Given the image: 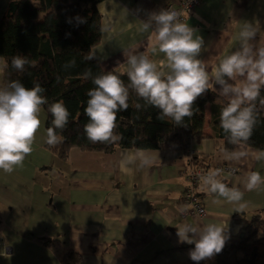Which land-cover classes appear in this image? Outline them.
<instances>
[{
  "label": "crops",
  "instance_id": "0c3cea01",
  "mask_svg": "<svg viewBox=\"0 0 264 264\" xmlns=\"http://www.w3.org/2000/svg\"><path fill=\"white\" fill-rule=\"evenodd\" d=\"M7 0H0V14ZM175 0H104L101 39L94 48L106 68L125 71L123 49L143 53L164 70L163 54L152 52L153 33H141L140 21ZM187 22L203 37L205 48L198 56L209 74L218 60L239 47L237 34L243 22L258 23L252 43L264 42V0H205L186 13ZM154 27V25H153ZM231 82V81H229ZM1 83V79H0ZM218 94L219 85H214ZM219 96V95H218ZM225 100V98L221 97ZM210 108L205 107L204 129L210 130ZM33 151L22 167L12 173L0 170V235L6 245L0 264H60L57 255L39 244L41 236L54 237L82 255L78 264H170L189 257L192 244L179 242L176 226L215 223L228 216L227 244L239 242L252 216H264V190L245 191L239 211L232 204L216 205L203 184L195 187L206 208L202 217L188 213L182 194L188 186L186 171L191 156L175 141L158 149H117L113 153L69 150L66 161L44 147L43 110ZM208 172L232 165L229 187L244 191L250 171L264 175V161L244 158L226 161L220 142L210 138L190 142ZM138 150L158 153L151 167L124 165L123 157ZM245 144L231 151L256 152Z\"/></svg>",
  "mask_w": 264,
  "mask_h": 264
},
{
  "label": "clouds",
  "instance_id": "9594fccd",
  "mask_svg": "<svg viewBox=\"0 0 264 264\" xmlns=\"http://www.w3.org/2000/svg\"><path fill=\"white\" fill-rule=\"evenodd\" d=\"M76 20L77 24L87 22L82 17H76ZM67 22L71 23V20ZM101 31H108L107 25ZM139 31L154 34L152 52L163 54L164 70L147 55L125 49L124 73L118 75L110 71L93 75L90 68L86 69L82 77L91 80L94 85L86 93L87 101L83 108L88 118L83 126L88 141L112 144L123 139L115 131L117 114L128 110L130 89L144 102H137L134 105L136 110L152 106L160 110L158 119L186 126L185 118L193 117V105L197 98L208 90L217 91L214 85H219L218 95L226 100L220 109V127L229 143L246 144L260 123L257 105L264 106V96L261 95L264 88V42L259 45L252 43L260 31L258 23L243 22L239 25V47L222 56L211 75L205 62L198 59L205 48L203 37L183 21L178 11L168 9L149 13L146 20L140 21ZM96 53L90 47L82 59L93 60ZM26 66L34 65L28 57L20 54L12 56L10 62L0 58V79L10 69L22 74L26 72ZM75 66L73 58L62 67L68 69ZM121 75L127 76V84ZM59 79L57 76V81ZM44 92L39 83L31 87H26L19 79L0 83V170L5 173L10 174L17 167H22L25 158L32 153L42 123V106L48 105L47 110L52 116V126L46 129L45 143L54 147L64 140L59 132L69 123V110L62 101L49 104ZM223 156L226 161L250 157L260 162L264 161V149L253 153L225 149ZM157 157V152L152 154L138 150L126 154L122 163L127 166L138 162L139 167L148 168ZM225 180L222 169H212L201 177V183L213 197V204H232L237 206L234 208L236 211L243 207L245 191L264 190V175L259 171L247 173L243 181L244 191L229 187ZM228 226V216H225L202 226H176V235L179 242L194 245L188 254L192 261L199 264V261L212 259L222 251Z\"/></svg>",
  "mask_w": 264,
  "mask_h": 264
},
{
  "label": "trees",
  "instance_id": "16d2710c",
  "mask_svg": "<svg viewBox=\"0 0 264 264\" xmlns=\"http://www.w3.org/2000/svg\"><path fill=\"white\" fill-rule=\"evenodd\" d=\"M104 0H7L0 14V58L7 59L17 54L28 57L34 66H26V72L13 70L1 79H19L26 87L39 83L45 92L48 103L62 101L69 110V123L59 132L64 137L62 143L49 146L44 143L58 160L66 161L71 148L83 151L113 153L117 149H158L164 142L175 141L182 147L188 140L197 141L210 138L220 142L223 150L231 151L236 145L228 142L227 135L219 124L220 109L226 100L215 91L208 90L197 98L193 105L194 115L185 118L186 126L174 125L170 120L158 119L159 109L147 106L136 110L134 105L142 100L135 92L129 91V108L117 114L116 132L123 139L112 143H91L85 136L83 126L88 118L83 108L87 101V91L94 87L91 80L82 77L88 68L93 75L114 72L106 68L97 57L84 61L82 57L97 46L101 39V13L98 5ZM76 17L86 19V23L77 24ZM71 20V23L67 22ZM69 33L70 35H66ZM76 60V66L64 69L62 66L70 59ZM57 76L60 77L57 81ZM121 79L127 84L126 75ZM264 96V88L261 90ZM210 108V130L204 129L205 107ZM42 106L45 115L44 135L51 127L52 116ZM260 123L255 128L251 139L245 144L252 148L264 149V106L257 105ZM189 164L203 167L204 163L196 156H191ZM36 241L57 255L60 264H78L82 255L64 246L60 240L41 236ZM170 264H196L190 258ZM199 264H264V216L254 215L247 226L246 235L235 244L224 245L222 251L212 259L201 260Z\"/></svg>",
  "mask_w": 264,
  "mask_h": 264
},
{
  "label": "built area",
  "instance_id": "2783aa9c",
  "mask_svg": "<svg viewBox=\"0 0 264 264\" xmlns=\"http://www.w3.org/2000/svg\"><path fill=\"white\" fill-rule=\"evenodd\" d=\"M202 0H175L174 4H169L167 5L164 10H176L181 14V18L183 21L186 19V13L190 12L199 4L201 3ZM205 1V0H204ZM190 140H188L182 148L189 154V156L195 155V151L192 150L190 146ZM191 169L188 171L186 175V179L188 181V186L184 190L182 194V199L186 204L190 206V209L188 213L194 216H204L206 214V208L204 206V201L203 199L196 194L194 191L195 186H198L201 183V177L206 174L208 171L204 170L201 167H194L191 166ZM221 169L223 172L228 173V174H235L237 173V168L232 166V165H223L221 166ZM7 251L6 245L1 239L0 235V254H5Z\"/></svg>",
  "mask_w": 264,
  "mask_h": 264
},
{
  "label": "rangeland",
  "instance_id": "374dc122",
  "mask_svg": "<svg viewBox=\"0 0 264 264\" xmlns=\"http://www.w3.org/2000/svg\"><path fill=\"white\" fill-rule=\"evenodd\" d=\"M204 2V0H202L201 1V3L199 4V6L202 4ZM198 7V6H197ZM193 156H196V155H193ZM192 156V157H193ZM191 167V165L189 164V166H188V169H187V171H186V175H187V173H188V171L191 169L190 168ZM199 167H201V166H199ZM201 168H203V167H201ZM204 169V168H203ZM204 170H206V169H204ZM195 187H197V186H195ZM194 191L196 192V194H198L199 195V193L196 191V189L194 188ZM200 197H201V195H199ZM202 198V197H201ZM203 199V198H202ZM183 200V199H182ZM183 202H184V200H183ZM205 206V205H204Z\"/></svg>",
  "mask_w": 264,
  "mask_h": 264
}]
</instances>
